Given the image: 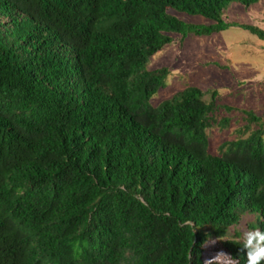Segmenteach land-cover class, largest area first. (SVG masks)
Here are the masks:
<instances>
[{"label": "trees", "instance_id": "16d2710c", "mask_svg": "<svg viewBox=\"0 0 264 264\" xmlns=\"http://www.w3.org/2000/svg\"><path fill=\"white\" fill-rule=\"evenodd\" d=\"M261 1L0 0V264H203L245 216L264 231L260 118L212 155L218 91L153 107L169 69H148L170 34L264 41L223 18ZM238 237L213 251L245 264Z\"/></svg>", "mask_w": 264, "mask_h": 264}, {"label": "rangeland", "instance_id": "374dc122", "mask_svg": "<svg viewBox=\"0 0 264 264\" xmlns=\"http://www.w3.org/2000/svg\"><path fill=\"white\" fill-rule=\"evenodd\" d=\"M191 25H208L209 20L170 12ZM226 22L258 26L264 30V0L244 8L234 5L224 15ZM172 43L154 54L148 69L168 68L169 76L158 92L150 99V105L159 106L177 92L194 86L202 90L218 91L216 121L230 120L228 127L214 125L208 131L209 153L218 154L225 141L237 138V130L249 124L245 112L260 118L264 127V41L248 32L232 27L210 36H188L182 42L178 34H170ZM256 128L255 125H251ZM257 217L247 215L239 225L246 228L256 225ZM238 225V226H239ZM238 226L230 229L239 232ZM213 246L205 247L204 258L213 255Z\"/></svg>", "mask_w": 264, "mask_h": 264}, {"label": "clouds", "instance_id": "9594fccd", "mask_svg": "<svg viewBox=\"0 0 264 264\" xmlns=\"http://www.w3.org/2000/svg\"><path fill=\"white\" fill-rule=\"evenodd\" d=\"M190 223V222H189ZM240 235L238 240L241 244L240 251L246 253L245 264H264V231L259 227L246 228L239 225ZM233 239L232 231L229 230L216 240L206 239L201 247L214 246L218 241H230ZM203 264H240V259L234 258L231 255L217 251L208 258H205Z\"/></svg>", "mask_w": 264, "mask_h": 264}]
</instances>
